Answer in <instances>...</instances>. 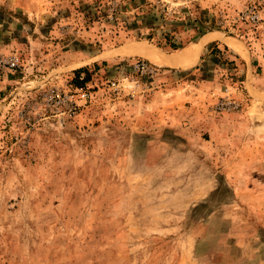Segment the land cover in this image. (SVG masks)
Wrapping results in <instances>:
<instances>
[{
    "label": "rangeland",
    "instance_id": "374dc122",
    "mask_svg": "<svg viewBox=\"0 0 264 264\" xmlns=\"http://www.w3.org/2000/svg\"><path fill=\"white\" fill-rule=\"evenodd\" d=\"M195 18L251 65L227 48L194 66L120 52L176 53L158 42L192 43ZM10 56L0 264H264V0H0ZM226 96L240 108L217 109Z\"/></svg>",
    "mask_w": 264,
    "mask_h": 264
},
{
    "label": "bare ground",
    "instance_id": "6f19581e",
    "mask_svg": "<svg viewBox=\"0 0 264 264\" xmlns=\"http://www.w3.org/2000/svg\"><path fill=\"white\" fill-rule=\"evenodd\" d=\"M211 38V35L208 33L200 39V43L191 46L188 49H180L176 53H171L169 56L164 55L162 51L158 48L146 43V42H138L129 45H125L120 52L123 53H137L146 57L147 59L164 64V65H171V66H187L195 57L196 50L200 46L201 43L208 41ZM228 43L235 47L239 52H243V48L241 47L240 43L235 38H226ZM186 48V47H185Z\"/></svg>",
    "mask_w": 264,
    "mask_h": 264
},
{
    "label": "built area",
    "instance_id": "2783aa9c",
    "mask_svg": "<svg viewBox=\"0 0 264 264\" xmlns=\"http://www.w3.org/2000/svg\"><path fill=\"white\" fill-rule=\"evenodd\" d=\"M132 66L135 70L143 74H150L154 72L153 67L149 63L143 60L134 61L132 63ZM16 67H18V65H17V60L15 57H12V56L8 58L0 57V72L5 68L14 69ZM114 84H115L114 82H111V85H114ZM76 91H77L76 92L77 99H81L85 101L89 96V93L83 88H79ZM56 95H59V94H56ZM73 96H74L73 93H70L69 95H63V101H67L68 111L70 113H76L78 111V106H79V104L77 103L76 99L73 98ZM216 107L219 110L230 111V110H236L240 108V103L226 96L218 102Z\"/></svg>",
    "mask_w": 264,
    "mask_h": 264
},
{
    "label": "crops",
    "instance_id": "0c3cea01",
    "mask_svg": "<svg viewBox=\"0 0 264 264\" xmlns=\"http://www.w3.org/2000/svg\"><path fill=\"white\" fill-rule=\"evenodd\" d=\"M208 32H210V31H207V32L203 33L202 35L198 36L195 39V41H193L192 43H190L187 46H185L186 48L185 47H182L180 49H188L187 47L190 48V45L193 46L194 44L196 45V44L200 43L199 42L200 39H202V37H204V35H206ZM213 43L216 44V48H215L216 51H215L214 55L216 53H220V52L222 53V50L221 49H225L226 50V48H227L228 49L227 55L230 58H232V55H233V57L239 56L243 60V62H244L243 65L245 66V68L247 66L251 65V62H252V56L251 55H248V58H249V64H248L246 56L241 55L234 48H232L227 42H225V41L217 38V39H211L209 41H206V42H203V43L200 44V46L196 50V54H195L196 59H195V57L193 59V61L195 60V64H193L192 66L197 65V64L199 65L201 62L206 61L205 59H209V60L211 59L210 57L213 56L212 55V52H211V50L213 48ZM180 49H177V50H180ZM191 63H193V62H191Z\"/></svg>",
    "mask_w": 264,
    "mask_h": 264
},
{
    "label": "trees",
    "instance_id": "16d2710c",
    "mask_svg": "<svg viewBox=\"0 0 264 264\" xmlns=\"http://www.w3.org/2000/svg\"><path fill=\"white\" fill-rule=\"evenodd\" d=\"M118 16H120L122 21H124V26H126L127 23L125 22V19L122 18L120 14ZM138 17L139 16H137V18ZM188 21H189L188 23H191V26H189V27L194 28L197 31V34L194 37L195 39L198 36L202 35L203 33L210 31V30L216 28V26H218V25L214 24V22H207L205 20H202L201 18L200 19L195 18L193 20H188ZM145 25H147V27H148L150 24L145 23ZM137 37L142 38V36H137ZM144 38L150 40L152 38V32H149ZM163 38H164V44H161L160 42H158L159 46H161V47L167 46L172 50H176V49L180 48V42L172 39L168 33H164ZM215 48H216V44L213 43V48L211 50L212 55H214V53L216 51ZM79 71H85L86 72L83 80H80V81L76 80L79 83V85H82L89 79L90 74L87 72V69L85 67L78 68L75 70L76 73H78ZM75 79H77V78H75Z\"/></svg>",
    "mask_w": 264,
    "mask_h": 264
}]
</instances>
